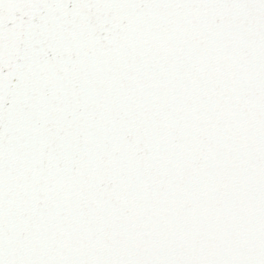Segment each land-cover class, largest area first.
Masks as SVG:
<instances>
[{"label":"snow or ice","instance_id":"6c2138e0","mask_svg":"<svg viewBox=\"0 0 264 264\" xmlns=\"http://www.w3.org/2000/svg\"><path fill=\"white\" fill-rule=\"evenodd\" d=\"M0 264H264V0H0Z\"/></svg>","mask_w":264,"mask_h":264}]
</instances>
